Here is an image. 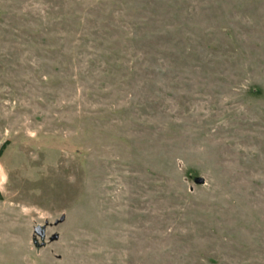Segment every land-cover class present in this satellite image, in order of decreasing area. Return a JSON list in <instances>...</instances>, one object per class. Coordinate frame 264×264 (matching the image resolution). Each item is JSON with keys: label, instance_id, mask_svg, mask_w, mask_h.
<instances>
[{"label": "rangeland", "instance_id": "rangeland-1", "mask_svg": "<svg viewBox=\"0 0 264 264\" xmlns=\"http://www.w3.org/2000/svg\"><path fill=\"white\" fill-rule=\"evenodd\" d=\"M0 264H264V0H0Z\"/></svg>", "mask_w": 264, "mask_h": 264}, {"label": "water", "instance_id": "water-1", "mask_svg": "<svg viewBox=\"0 0 264 264\" xmlns=\"http://www.w3.org/2000/svg\"><path fill=\"white\" fill-rule=\"evenodd\" d=\"M194 184L196 185H201L204 183V178L201 176L198 177H194L193 179ZM64 215H61L60 218L58 220H55L54 225H57L59 223H62L64 221ZM34 232L36 235L39 236L40 240H41V245H44V238H45V233H44V226H37L34 229ZM58 239V235L57 234H53L49 237V241H55ZM34 243L36 244V241H34Z\"/></svg>", "mask_w": 264, "mask_h": 264}]
</instances>
